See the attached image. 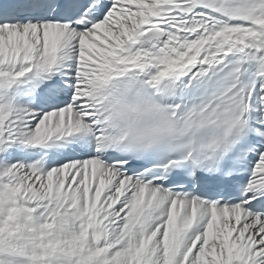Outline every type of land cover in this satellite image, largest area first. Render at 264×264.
<instances>
[{"label":"snow or ice","instance_id":"snow-or-ice-1","mask_svg":"<svg viewBox=\"0 0 264 264\" xmlns=\"http://www.w3.org/2000/svg\"><path fill=\"white\" fill-rule=\"evenodd\" d=\"M0 264H264V0H0Z\"/></svg>","mask_w":264,"mask_h":264}]
</instances>
